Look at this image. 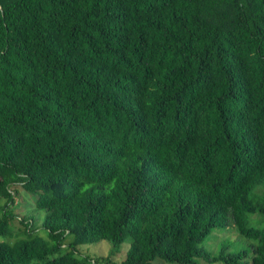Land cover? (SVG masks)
Returning <instances> with one entry per match:
<instances>
[{"label": "trees", "instance_id": "1", "mask_svg": "<svg viewBox=\"0 0 264 264\" xmlns=\"http://www.w3.org/2000/svg\"><path fill=\"white\" fill-rule=\"evenodd\" d=\"M0 199V264H264V0H0Z\"/></svg>", "mask_w": 264, "mask_h": 264}, {"label": "rangeland", "instance_id": "2", "mask_svg": "<svg viewBox=\"0 0 264 264\" xmlns=\"http://www.w3.org/2000/svg\"><path fill=\"white\" fill-rule=\"evenodd\" d=\"M16 204L14 206L15 215L18 217H30L33 219L32 227L36 233L41 237L46 238V232L42 230L41 223L46 211L37 210L34 206V196L23 188L16 190ZM4 205V201L0 199V206ZM249 225L253 227H264V216L260 214L250 215L248 218ZM16 229L22 230L24 226L20 223L19 219L14 221ZM256 243L251 242L241 237L234 228L226 227L224 229H216L206 240L201 243L200 247L210 253L212 256L218 255L222 250L227 253L235 254L237 252H245L246 258L241 262L242 264H250L252 245ZM128 244L124 243L120 246L119 253L114 257L115 263H120L125 256L128 249ZM112 249L111 244L106 241H101L97 244L84 245L80 247L79 253L83 256H89L91 258L105 257ZM195 264H224L222 261L204 260L198 257L193 259ZM153 264H179L176 262H166L162 260H155Z\"/></svg>", "mask_w": 264, "mask_h": 264}]
</instances>
